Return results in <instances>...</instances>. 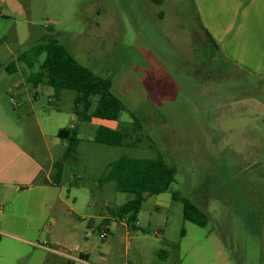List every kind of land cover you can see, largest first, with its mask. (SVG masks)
I'll return each mask as SVG.
<instances>
[{"label": "rangeland", "instance_id": "obj_1", "mask_svg": "<svg viewBox=\"0 0 264 264\" xmlns=\"http://www.w3.org/2000/svg\"><path fill=\"white\" fill-rule=\"evenodd\" d=\"M52 40L112 78L128 110L104 123L132 128L136 114L141 143L94 142L100 124L77 119L74 91L55 102L41 87L36 96L31 84L30 100L21 94L22 72L32 70L17 56ZM12 62L22 72L6 71ZM0 64V109L33 135L37 145L25 142L28 149L42 158L49 146L58 160L67 146L60 128L76 126L82 138L61 185L50 189L51 209L29 196L13 200L0 264H264V80L232 69L212 49L193 0H0ZM158 152L176 165V180L147 196L138 230L114 218L103 238L108 210L133 197L115 182L98 185L107 165ZM174 193L208 213V225L185 221Z\"/></svg>", "mask_w": 264, "mask_h": 264}, {"label": "trees", "instance_id": "obj_2", "mask_svg": "<svg viewBox=\"0 0 264 264\" xmlns=\"http://www.w3.org/2000/svg\"><path fill=\"white\" fill-rule=\"evenodd\" d=\"M161 4L164 0H151ZM207 39L213 50H218L212 35L206 30ZM45 54L42 63L35 69L39 57ZM27 65L32 71L28 76V82L35 87L40 84H48L54 87L55 97L59 99L63 90L75 92L73 98V111L81 122L91 121L93 118L117 121L127 109L123 100L113 90V80L94 72L89 67L80 63L70 50L57 40L38 43L30 50L21 53L17 59ZM9 73L18 70V64L12 62L5 66ZM133 127L114 129L100 125L93 138L96 143L136 147L144 140L143 124L136 114L131 113ZM137 134V135H136ZM135 135V139L130 140ZM58 137L66 141L67 146L63 155L54 164L52 181L60 185L63 180L66 164L78 157V148L82 138L78 135L76 126L63 127L58 131ZM177 167L169 163L160 152L155 157H133L123 155L110 162L107 169L100 177L98 185L103 187L109 182H115L118 192L134 194L132 199L122 205L109 209L112 217H105L102 225L109 232L110 220L118 218L124 220L130 230H138V215L148 195L167 192L176 180ZM46 183V180H43ZM173 198L183 202V218L199 226H207L210 218L208 213L187 197L173 194ZM92 223L89 224L91 226ZM186 233L183 228L181 235ZM108 234V233H107ZM105 238V237H104ZM2 235L0 233V241ZM162 255H164L162 253ZM85 255L82 254V257Z\"/></svg>", "mask_w": 264, "mask_h": 264}, {"label": "crops", "instance_id": "obj_3", "mask_svg": "<svg viewBox=\"0 0 264 264\" xmlns=\"http://www.w3.org/2000/svg\"><path fill=\"white\" fill-rule=\"evenodd\" d=\"M193 3L202 28L214 38L222 60L232 69L264 80V0H193ZM20 68L18 65L16 72L21 71ZM22 76L24 81L21 83V94L26 95L28 100V84L34 87L36 96L41 87L50 94L51 102L57 100L54 87L48 84L35 87L28 82L29 74L22 72ZM29 117L31 116L27 115V119ZM105 121L114 120L93 118L84 122H97L110 127ZM22 127L23 124L18 120L14 122L6 118V113L0 109V232H4V218L16 197L29 196L42 211L44 208L51 209L53 204L50 200L53 193L50 189L61 185L52 181L54 164L57 161L52 149L48 146L43 150L42 158L38 157L24 145L25 142L34 146L37 144L33 135H29ZM43 180H46V183ZM59 194L61 195V192ZM132 195L134 197V194ZM124 223L127 226L126 222ZM43 248L51 251L48 246ZM44 263L45 261L42 264Z\"/></svg>", "mask_w": 264, "mask_h": 264}, {"label": "built area", "instance_id": "obj_4", "mask_svg": "<svg viewBox=\"0 0 264 264\" xmlns=\"http://www.w3.org/2000/svg\"><path fill=\"white\" fill-rule=\"evenodd\" d=\"M1 209H2V207L0 206V212H1ZM159 233V232H158ZM101 236L104 238V237H106L107 236V232L106 231H103L102 233H101Z\"/></svg>", "mask_w": 264, "mask_h": 264}]
</instances>
